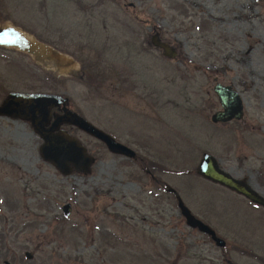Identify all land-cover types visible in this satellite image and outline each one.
<instances>
[{
	"label": "rangeland",
	"instance_id": "rangeland-1",
	"mask_svg": "<svg viewBox=\"0 0 264 264\" xmlns=\"http://www.w3.org/2000/svg\"><path fill=\"white\" fill-rule=\"evenodd\" d=\"M80 2L87 10L76 6L66 40L42 38L75 58L78 74L54 76L0 47V99L16 88L66 96L165 170L152 178L71 130L94 162L65 176L41 158L26 122L0 117V264H226V250L186 225L169 189L227 244L230 231L264 241L263 209L195 173L208 152L264 196V0ZM155 33L175 56L152 45ZM214 79L240 93L242 119L211 122L220 109Z\"/></svg>",
	"mask_w": 264,
	"mask_h": 264
},
{
	"label": "water",
	"instance_id": "water-1",
	"mask_svg": "<svg viewBox=\"0 0 264 264\" xmlns=\"http://www.w3.org/2000/svg\"><path fill=\"white\" fill-rule=\"evenodd\" d=\"M151 43L153 46L161 48L163 54L169 58L176 54L169 44L159 39L157 33L151 37ZM0 47L16 49L28 54L36 64L56 76L73 77L80 70L79 62L75 58L38 40L9 22H0ZM214 80L213 92L221 108L210 116L211 122L225 123L242 119L244 108L240 93L231 84H222L216 79ZM64 101L62 96L54 93L12 91L0 105V115H9L30 121L41 140L38 148L41 158L65 176L74 170L89 172L94 157L87 152L86 147L77 137L65 129L59 128L63 123L73 125L103 142L107 150L113 154L134 158L135 152L130 147L116 141L112 136L72 110H65L62 114L55 115L50 126L46 127L51 118V108ZM195 173L264 207L263 195L253 190L246 182L222 169L216 157L208 152L202 154L196 165ZM169 190L176 196L177 206L186 225L208 235L217 246H222L224 242L216 236L214 230L193 215L173 189ZM61 210L63 215L68 216L70 204H63Z\"/></svg>",
	"mask_w": 264,
	"mask_h": 264
},
{
	"label": "flooded vegetation",
	"instance_id": "flooded-vegetation-1",
	"mask_svg": "<svg viewBox=\"0 0 264 264\" xmlns=\"http://www.w3.org/2000/svg\"><path fill=\"white\" fill-rule=\"evenodd\" d=\"M86 4V2H85ZM76 6L80 7L82 11L87 10V5H83V3L80 2V0H0V22H9L13 24L14 26L19 27L22 31L26 32L29 35H32L33 37L37 38L38 40H41L43 42H46L47 44L51 45L52 47L64 52V50L57 48L54 44L49 43L42 38H46V34H50L53 32H57L58 35L55 37L58 40H66L68 38V35L71 31L75 30V16L73 13L76 10ZM85 9V10H84ZM56 13H60L63 18V23L57 22L56 19H54V16ZM19 14H23L24 18H20ZM19 22H25L27 25L24 27L19 24ZM31 22V23H28ZM67 25L68 28H63V26ZM28 26V27H27ZM62 27V28H61ZM4 48V47H1ZM8 50H13L25 57H28L31 59V57L16 49H10V48H4ZM68 54V53H67ZM25 57H22V61L24 62L26 60ZM9 61H12L9 60ZM8 61V62H9ZM31 61L40 69L44 70L42 67H40L38 64H36L32 59ZM7 63V62H6ZM25 63V62H24ZM52 73V72H51ZM53 74V73H52ZM54 75V74H53ZM56 76V75H54ZM60 77V76H57ZM75 77V76H74ZM142 81V79H140ZM149 86V85H148ZM48 92V91H39V90H33L28 91L26 89H12L8 90L6 94L0 99V105L3 103L7 95L12 92ZM48 93H54L62 96L59 93L55 92H48ZM65 101L61 102L59 105L54 106L51 108V118L49 120L48 125L46 127H49L52 121L54 120L55 115L62 114L65 110H72L82 117H84L87 121L92 123L90 120H88L85 116H83L81 113L71 109L68 99L66 96H62ZM220 105V104H219ZM221 108V107H220ZM0 117H5L12 120H22L23 122H26L31 130L35 132L32 124L28 120L21 119L19 117H13L9 115H0ZM230 122V121H229ZM226 123V122H225ZM94 126H96L94 123H92ZM97 127V126H96ZM60 129H65L70 133L71 130H78L83 132L82 130L78 129L77 127L70 125L68 123H63L59 127ZM99 128V127H97ZM101 129V128H99ZM103 130V129H101ZM110 136H112L116 141L120 142L113 136L109 131L103 130ZM85 133V132H83ZM71 134V133H70ZM88 135L87 133H85ZM90 136V135H88ZM39 137V136H38ZM93 139H96L92 136H90ZM98 140V139H96ZM99 141V140H98ZM103 145V147L106 148L105 144L101 141H99ZM122 143V142H121ZM107 149V148H106ZM134 160L137 161V164L140 168H142V164H150V160H145L142 157L134 156ZM146 168V169H145ZM144 169L147 171V173L154 178L153 174L151 173L150 169L145 167ZM231 191V190H230ZM238 195L239 197L243 198L244 200L248 201L252 204L253 208H261L264 211V207H262L259 204H256L249 199L245 198L244 196L231 191ZM216 230H214L215 232ZM217 232V231H216ZM215 232V234H216ZM231 241L229 244H227L226 240H224L222 237H219L217 234L216 236L223 240V245L218 246L223 252L225 253L222 255L223 260L226 264H264V241L261 239H254L252 241H248L243 236L237 235V233L231 232Z\"/></svg>",
	"mask_w": 264,
	"mask_h": 264
},
{
	"label": "trees",
	"instance_id": "trees-1",
	"mask_svg": "<svg viewBox=\"0 0 264 264\" xmlns=\"http://www.w3.org/2000/svg\"><path fill=\"white\" fill-rule=\"evenodd\" d=\"M142 166L149 168L151 171H154L156 169L165 170L164 168H162L163 167L162 165L157 164L156 162H152V161L150 164H147V165L142 164Z\"/></svg>",
	"mask_w": 264,
	"mask_h": 264
}]
</instances>
